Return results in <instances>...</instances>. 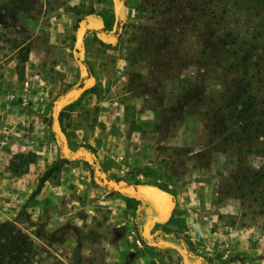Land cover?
I'll list each match as a JSON object with an SVG mask.
<instances>
[{"label": "rangeland", "instance_id": "374dc122", "mask_svg": "<svg viewBox=\"0 0 264 264\" xmlns=\"http://www.w3.org/2000/svg\"><path fill=\"white\" fill-rule=\"evenodd\" d=\"M74 1L67 44L75 64L60 67L43 64L37 47L27 62L12 51L32 32L22 25L26 14L39 19V0H0V52L13 59L20 82L50 78L45 95L22 106L25 119L31 111L24 130H36L33 148L10 154L5 166L19 190L0 193V264H67L54 252L66 253L68 264H95L100 259L75 254L88 241L123 233L115 220L127 218L133 231L144 233L136 218L154 188L175 197L170 217H157L163 228L179 233L184 227L185 235L212 243V256L225 254L223 264H264V205L229 186L236 156L220 150V136L207 137L211 114L224 107L241 60L230 57L233 50L242 54L234 37L250 47L252 62L264 64V0ZM216 34L227 51L220 50V61L230 58V67L207 57L217 51ZM202 92L213 93L208 109L198 96L191 99ZM5 130L18 139L30 134ZM57 138L66 157L58 155ZM112 147L123 155L121 163L131 161L124 177L107 176L100 167L98 153L113 159ZM135 152L149 155L144 178L134 173L142 164L130 159ZM18 153L34 161L14 175L9 165ZM261 161L255 154L243 160L255 169ZM54 162L59 166L42 185L52 188L34 194ZM107 197L117 199L113 206L100 203ZM150 228L153 238L159 229L155 222ZM188 250L200 254L192 245Z\"/></svg>", "mask_w": 264, "mask_h": 264}, {"label": "crops", "instance_id": "0c3cea01", "mask_svg": "<svg viewBox=\"0 0 264 264\" xmlns=\"http://www.w3.org/2000/svg\"><path fill=\"white\" fill-rule=\"evenodd\" d=\"M39 3L42 5V8L39 10V19H33L28 14L23 18L22 25L28 30L31 29V34L22 42L14 44L12 46V51L17 52L16 56H20L19 49L24 45H28L29 52L24 61L27 62L31 59L32 50L37 47L40 57L44 60V63L41 62L43 64H45L46 61H52V66L61 67L65 65H74L75 60L69 57L70 46L67 43L70 40L69 36L72 34V24L74 23V13L71 7L77 2L74 0H39ZM86 37L88 38L89 36L87 35ZM57 51H60L62 56H54V60L51 58V54ZM65 58L68 60V63H63ZM61 59H63V61H61ZM12 63L13 59H9V55L0 52V193H14L19 190L15 179L9 177L10 173L6 170L5 166L10 154L15 151H23L26 147H31V141H35L36 139L33 134V132L36 131L34 130L35 128L26 129L27 132L24 130L25 124H31V121L27 123L25 121L28 119L31 111L28 112L29 115L27 119H25V115L23 114V112L27 113L25 107L20 106L17 102L12 103L9 110L5 109L6 94L19 89L23 82H20L16 70L11 67ZM35 77L37 76H34V78ZM43 82H45L47 89L50 78L45 76ZM32 100H36V97H32L30 101ZM3 128L9 131L16 130L20 134H24L25 132L30 134H27L25 138L18 139L10 135L6 130L5 133L2 134ZM110 152L113 156V159L110 158V160H105V158L102 159L103 155L100 156L101 153H98L100 167L107 176L114 175L117 177H124L127 174V167L125 166L131 161L127 160L128 162H126V164L124 162L121 163L120 160L123 158V155H119L115 152L113 147ZM131 157L132 158H129L137 159L138 162L142 163L139 165V170H136L134 173L137 174L138 177H146L144 175L146 174L144 167L145 164L148 163L149 155L143 152L140 158H138L137 152H135ZM28 177H32L31 173L28 174ZM51 188L52 183H49L46 187L42 186V190ZM55 189H57V187ZM116 201L117 199L115 197H107L102 201L100 200V203H107L106 205L111 207ZM144 201L147 203V207L141 208L140 214L136 218L138 225L141 226L144 233L140 235L137 234L135 230L133 231L135 228H132L127 218L124 223L122 220H115L113 227H120V230H124L123 233L100 238L99 240L88 241L86 245L84 244L81 246L80 251L75 255L86 258L88 261L100 259V261L95 264H223L222 260H226L225 254L212 256V243L208 244L205 243V241L201 242L195 235H185L188 229L185 230L184 227L180 228L179 233L173 232V229L170 230L169 227L167 228L166 226V228H163L164 226L160 225L157 219L159 214L153 204L149 202L148 199ZM127 207L131 206L127 204ZM41 209L43 208L41 207L39 211H41ZM153 222H155L156 228L158 227L159 230L155 233V236L151 238L148 232L151 231L150 227L153 225ZM148 226L150 229L149 231L147 230ZM160 229L164 232L160 231ZM190 245H192L195 250H198L200 254L191 253L188 250V246ZM54 254L58 258L66 260L65 263L68 264L66 253L61 255L54 252Z\"/></svg>", "mask_w": 264, "mask_h": 264}, {"label": "trees", "instance_id": "16d2710c", "mask_svg": "<svg viewBox=\"0 0 264 264\" xmlns=\"http://www.w3.org/2000/svg\"><path fill=\"white\" fill-rule=\"evenodd\" d=\"M210 2L211 0L208 3ZM85 31L96 32L97 30L86 29ZM220 35L216 34V41L218 43L214 48L217 50L216 53L208 54L207 57L217 60V63L224 62L222 63L224 65L228 63L229 65H226V67H230L234 63L231 64L230 58H225L224 55L227 51L221 50L224 49V45L222 38H219L222 37ZM239 38L238 35L234 37V48H241L242 54L239 55L234 50L230 53V57L241 59L238 62L239 66H234L232 69L236 73V77H232L229 81L233 83V87L228 86L226 88L228 96L225 99L224 107H216L215 113L211 114L210 120L213 121L208 122L207 137L209 141H212L214 136H220L223 143L220 146V150L228 155V157L232 158L234 155L236 156L237 164L235 165V172L237 176H233L232 181L234 183H231L229 186H235L236 189L241 190V193L247 191L248 194L254 195V201L260 200V204L264 205V183H262L264 181V74H261L262 70H264V64L261 65L258 60L252 62L250 47L241 46L243 38ZM220 50L224 54L220 56L221 58L224 57V61H220L218 55ZM28 52V45H24L19 49L21 61L26 60ZM81 83L79 82V85ZM212 94L211 92H206L201 97L197 94L192 96L191 99H195L198 96L200 100L203 99L202 101H204L206 109H208L209 106H213L214 97ZM56 142L58 144V155L66 157V154L63 152L62 141L57 138ZM249 154H255L262 158L258 168L255 169L244 164L243 160ZM70 159L67 158L65 160L69 161ZM33 161L34 157L32 154L18 153L10 160L9 169L12 174L18 175L25 171L23 167L26 164ZM93 163L95 164L96 160H93ZM58 166L59 163L54 162L52 166L44 171L38 179L37 186L33 191L34 194L40 191L43 183ZM244 190L246 191L243 192Z\"/></svg>", "mask_w": 264, "mask_h": 264}, {"label": "built area", "instance_id": "2783aa9c", "mask_svg": "<svg viewBox=\"0 0 264 264\" xmlns=\"http://www.w3.org/2000/svg\"><path fill=\"white\" fill-rule=\"evenodd\" d=\"M45 95V88L43 79L39 77H27L23 80L21 87L15 91L8 92L5 98V109L9 110L11 104L24 106L27 105L32 97H43Z\"/></svg>", "mask_w": 264, "mask_h": 264}, {"label": "water", "instance_id": "95a60500", "mask_svg": "<svg viewBox=\"0 0 264 264\" xmlns=\"http://www.w3.org/2000/svg\"><path fill=\"white\" fill-rule=\"evenodd\" d=\"M148 196L160 218L167 220L175 205L174 195L160 188H154L148 192Z\"/></svg>", "mask_w": 264, "mask_h": 264}]
</instances>
